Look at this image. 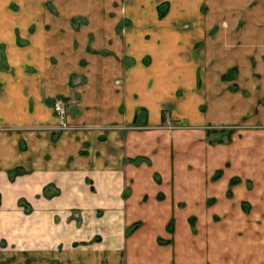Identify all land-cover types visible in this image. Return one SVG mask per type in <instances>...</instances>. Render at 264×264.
<instances>
[{
  "label": "crops",
  "instance_id": "0c3cea01",
  "mask_svg": "<svg viewBox=\"0 0 264 264\" xmlns=\"http://www.w3.org/2000/svg\"><path fill=\"white\" fill-rule=\"evenodd\" d=\"M0 15V264H264V0Z\"/></svg>",
  "mask_w": 264,
  "mask_h": 264
},
{
  "label": "rangeland",
  "instance_id": "374dc122",
  "mask_svg": "<svg viewBox=\"0 0 264 264\" xmlns=\"http://www.w3.org/2000/svg\"><path fill=\"white\" fill-rule=\"evenodd\" d=\"M134 1H136V0H129V5L130 4H132V5H134ZM12 7L14 8V9H16V6L15 5H12ZM163 7H165V6H163ZM0 16H2V15H0ZM6 17H8V18H6V20H5V24L7 23V24H9V23H12V24H21V23H23V18L25 17V18H29L30 17V13H28V12H25L23 9H22V12H20V13H18V14H14V15H12V16H10V15H7ZM9 26V25H8ZM16 32V34H17V31H15ZM21 42H22V39H17V43H20L21 44ZM4 46H0V57H2L3 55H4ZM1 59V58H0ZM4 60V59H3ZM5 61V60H4ZM4 61H2L1 60V68H6L5 67V62ZM224 79H226V77H223ZM228 78V77H227ZM219 130H221L220 132L219 131H217V132H215V133H213V134H211L210 135V138L209 139H212L211 137H213V135H217L218 137H221L222 139H224V138H227V137H229L230 136V134H231V132L233 131V129L232 128H225V129H219Z\"/></svg>",
  "mask_w": 264,
  "mask_h": 264
},
{
  "label": "trees",
  "instance_id": "16d2710c",
  "mask_svg": "<svg viewBox=\"0 0 264 264\" xmlns=\"http://www.w3.org/2000/svg\"><path fill=\"white\" fill-rule=\"evenodd\" d=\"M167 5H168V2H164V3H160V4L157 6L158 17H159V18H161L162 16H164V14L166 13ZM163 6H165V7H163ZM223 77H225V75H223ZM217 131L220 132L221 130H209V129H208L206 132H207V135H209L210 133H214V132H217ZM211 140H213V139H210V141H211ZM216 140H217V141H220L219 138L216 139ZM227 140H230V137H227ZM220 173H221V170H217V171L213 174L212 179L214 180V179L218 178V176L220 175ZM16 174H17V172H14L12 175H10L11 178H13ZM238 180H239V178H237V177H233V178L230 179L229 184H230V185H233L234 183L238 182ZM229 192H230V190L228 191V193H229ZM192 220H193V219L191 218L190 221H192ZM136 226H137V224H134V225L130 228V230L133 229V228H135ZM167 229H168L169 231L172 230V220H170V222L168 223V225H167Z\"/></svg>",
  "mask_w": 264,
  "mask_h": 264
},
{
  "label": "built area",
  "instance_id": "2783aa9c",
  "mask_svg": "<svg viewBox=\"0 0 264 264\" xmlns=\"http://www.w3.org/2000/svg\"><path fill=\"white\" fill-rule=\"evenodd\" d=\"M52 108L55 113H57L61 118L63 117L64 114V109H63V100L60 98H56L53 100L52 103Z\"/></svg>",
  "mask_w": 264,
  "mask_h": 264
}]
</instances>
